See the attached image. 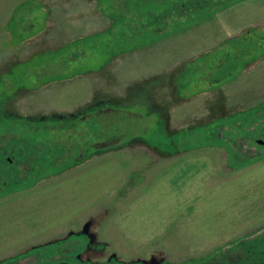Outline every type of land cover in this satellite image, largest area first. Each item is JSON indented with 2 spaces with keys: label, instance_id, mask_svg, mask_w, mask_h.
<instances>
[{
  "label": "rangeland",
  "instance_id": "374dc122",
  "mask_svg": "<svg viewBox=\"0 0 264 264\" xmlns=\"http://www.w3.org/2000/svg\"><path fill=\"white\" fill-rule=\"evenodd\" d=\"M262 141L264 0H0V264H264Z\"/></svg>",
  "mask_w": 264,
  "mask_h": 264
},
{
  "label": "flooded vegetation",
  "instance_id": "af4514ba",
  "mask_svg": "<svg viewBox=\"0 0 264 264\" xmlns=\"http://www.w3.org/2000/svg\"><path fill=\"white\" fill-rule=\"evenodd\" d=\"M11 143H12V141H11ZM13 145V144H12ZM9 160H11V158L9 157ZM12 161V160H11ZM72 232V234H75L76 236L77 235H80L81 233H83V235H85V236H87V238L89 237L90 238V241L91 242H89L88 244H87V247H86V249H87V253L89 252L88 250H90V248H91V243L92 244H94L93 242H94V235L92 234V233H90L89 232V226H85V227H83V230L81 231V232H76V231H71ZM57 242V241H56ZM83 255V254H82ZM80 253H77L76 254V256L77 257H79L81 260H83V256H82ZM72 258V257H71ZM71 258H69V257H66V258H64L65 260H62L61 262H59V261H55L54 262V264H71ZM85 260H87V263H89L90 262V264H92V262H91V259L89 258V256H87V259H85ZM53 264V263H52Z\"/></svg>",
  "mask_w": 264,
  "mask_h": 264
},
{
  "label": "water",
  "instance_id": "95a60500",
  "mask_svg": "<svg viewBox=\"0 0 264 264\" xmlns=\"http://www.w3.org/2000/svg\"><path fill=\"white\" fill-rule=\"evenodd\" d=\"M264 143V141H262ZM154 264H157V263H154Z\"/></svg>",
  "mask_w": 264,
  "mask_h": 264
}]
</instances>
